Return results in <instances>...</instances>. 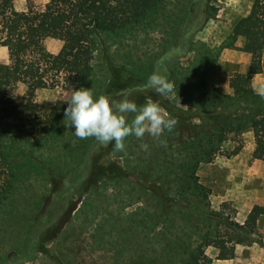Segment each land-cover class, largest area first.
I'll return each instance as SVG.
<instances>
[{
    "label": "rangeland",
    "instance_id": "1",
    "mask_svg": "<svg viewBox=\"0 0 264 264\" xmlns=\"http://www.w3.org/2000/svg\"><path fill=\"white\" fill-rule=\"evenodd\" d=\"M49 1L14 0L25 11ZM202 5L162 0L125 36L108 34L90 71L73 51L62 70L25 75L59 87L58 100L80 87L138 105L151 98L177 121L160 138L129 136L123 152L101 148L65 125L66 104L40 108L31 86L25 104L6 115L9 86L0 91V127L12 122L32 134L22 144L31 155L13 150L10 173L0 164V184L9 179L12 187L0 204V264H196L193 253L197 264L203 255L210 264H264V213L256 209L264 207V147L256 139L264 111L245 123L238 110L242 121L230 124L224 105L207 104L205 89L233 95L243 73L248 88L264 93V48L258 57L247 32L264 0H208L206 22L193 32ZM13 62L0 43V70ZM121 68L130 74L120 78ZM160 68L174 84L166 96L143 87Z\"/></svg>",
    "mask_w": 264,
    "mask_h": 264
},
{
    "label": "trees",
    "instance_id": "2",
    "mask_svg": "<svg viewBox=\"0 0 264 264\" xmlns=\"http://www.w3.org/2000/svg\"><path fill=\"white\" fill-rule=\"evenodd\" d=\"M162 0H131L124 2L109 3L107 0H50L44 8L30 9L28 11L18 10L14 0H0V43L11 45L14 62L11 68L5 71V85L0 86L1 90H7L8 86L16 79H23L29 73H35L39 68L47 71L48 69L62 70L70 51H75L77 64L84 66L85 70L90 71L91 62L94 58L95 50L105 47L108 34L125 36L130 27L139 24L144 20L149 10L158 7ZM208 0H203L200 16L192 24V31L200 29L206 22ZM247 32L255 38V51L260 57L264 48V7L263 14L257 18L247 29ZM32 35H46L64 40L65 44L57 54L45 50H37L30 43ZM29 54L34 57H29ZM45 62L42 64V62ZM49 65L47 67V65ZM162 64L160 60L159 63ZM46 65V66H45ZM130 72L119 69V77L125 78ZM245 75L236 74L235 92L233 95L224 94L216 89H209L207 104H222L225 110L230 113L232 124L240 120L236 117L238 110L244 111L247 116L245 123L253 118V114L264 111V93H255L245 84ZM42 86H56L60 84L57 79L52 82L44 79L38 80ZM8 103L9 109L6 115H12L16 107L22 106L24 100L15 103L9 99H3ZM35 109V105H32ZM16 123L6 122L0 127V164H3L9 172L11 161L8 155L17 149L19 153L24 152L23 142H29L32 134L28 129H16ZM232 126V125H231ZM263 131L256 134L259 145L264 147V125ZM235 130L234 125L230 127ZM240 130V127L237 128ZM50 132V131H49ZM219 136L218 133H216ZM221 139L225 137L220 134ZM102 146V145H101ZM218 148H212L211 155ZM24 153L31 155L28 151ZM201 154V153H200ZM209 157V158H210ZM4 169L0 170V177ZM10 173V172H9ZM9 176V174H7ZM9 179L0 184V204L7 197L12 189ZM200 187H202L201 184ZM260 213H264V207L256 206ZM194 257L197 264V256L194 253L189 261ZM205 264H210L211 258L203 255ZM199 262V260H198Z\"/></svg>",
    "mask_w": 264,
    "mask_h": 264
},
{
    "label": "clouds",
    "instance_id": "3",
    "mask_svg": "<svg viewBox=\"0 0 264 264\" xmlns=\"http://www.w3.org/2000/svg\"><path fill=\"white\" fill-rule=\"evenodd\" d=\"M143 87L162 96L174 90L165 68L154 71ZM65 103L64 123L68 128H75L76 137L81 140L93 138L104 146L112 144L117 152L125 150V140L129 136L139 140L145 135L160 138L165 132H172L177 124L151 98L138 105L127 95L113 101L105 94L95 97L92 89L80 87L73 89ZM161 144L166 146V141L161 140ZM141 147L147 150L146 144Z\"/></svg>",
    "mask_w": 264,
    "mask_h": 264
},
{
    "label": "crops",
    "instance_id": "4",
    "mask_svg": "<svg viewBox=\"0 0 264 264\" xmlns=\"http://www.w3.org/2000/svg\"><path fill=\"white\" fill-rule=\"evenodd\" d=\"M122 1L124 0H109V1L107 0V2L109 3H114V2L116 3V2H122ZM29 41L31 44H34V46L38 48L39 50H47L54 54L59 53L65 44L64 40L60 38H55V37L46 36V35H32ZM1 45L7 46L8 48H10V51L12 52L11 45H6V44H1ZM70 52H73V51H70ZM67 61L68 63H70V58ZM10 65L11 64H8L6 67H9ZM5 71L3 70V68L2 70H0V85H5ZM24 78L14 80L12 84L9 86L11 100L15 103L21 102V100L24 97L25 92L31 86L33 87L35 91V96L37 97L36 101L37 103H39L40 108H47L48 106L50 107L62 106V105L64 106V104H66L65 102L69 99L68 95L67 97H64L63 94H61L63 95L61 100H58V98L54 97V95H56L57 97L60 95L59 92L57 91L59 87L57 89H53V88H48V87L37 86L34 84L35 77L31 75H29L27 79L26 77ZM41 96L44 97L42 101L39 100Z\"/></svg>",
    "mask_w": 264,
    "mask_h": 264
},
{
    "label": "flooded vegetation",
    "instance_id": "5",
    "mask_svg": "<svg viewBox=\"0 0 264 264\" xmlns=\"http://www.w3.org/2000/svg\"><path fill=\"white\" fill-rule=\"evenodd\" d=\"M107 146H112V147H113L112 144H109V145H107ZM107 146L102 145L101 148H105V147H107Z\"/></svg>",
    "mask_w": 264,
    "mask_h": 264
}]
</instances>
